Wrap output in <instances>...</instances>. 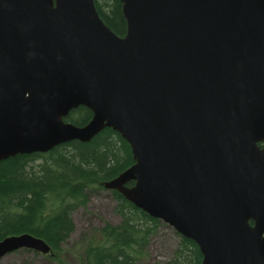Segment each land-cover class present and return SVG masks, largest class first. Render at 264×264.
Wrapping results in <instances>:
<instances>
[{"label":"water","instance_id":"obj_1","mask_svg":"<svg viewBox=\"0 0 264 264\" xmlns=\"http://www.w3.org/2000/svg\"><path fill=\"white\" fill-rule=\"evenodd\" d=\"M120 2L123 37L94 0H0V162L110 128L134 164L106 189L202 264H264V0ZM21 249L51 251L14 235L0 261Z\"/></svg>","mask_w":264,"mask_h":264},{"label":"trees","instance_id":"obj_2","mask_svg":"<svg viewBox=\"0 0 264 264\" xmlns=\"http://www.w3.org/2000/svg\"><path fill=\"white\" fill-rule=\"evenodd\" d=\"M94 2L104 23L123 37L127 26L120 0ZM91 118L89 109L79 107L66 121L83 126ZM133 164L129 144L110 128L87 143L71 141L47 153L0 162V241L31 234L50 246L45 255L49 261L70 264L63 245L75 230L74 212L88 208L92 195L106 190L105 183ZM110 193L121 221L90 230L75 252V264H142L150 258V243L164 224L118 191ZM202 260L195 242L178 235L174 255L163 264H202Z\"/></svg>","mask_w":264,"mask_h":264},{"label":"rangeland","instance_id":"obj_3","mask_svg":"<svg viewBox=\"0 0 264 264\" xmlns=\"http://www.w3.org/2000/svg\"><path fill=\"white\" fill-rule=\"evenodd\" d=\"M75 230L63 245L68 252L70 264H75V252L82 245L90 230L100 228L105 223L119 224L120 216L114 211V201L109 190L92 195L86 209H78L73 214ZM178 244V235L172 227L164 224L150 243V258L142 264H163L174 255ZM0 264H58L49 261L43 254L18 251L4 257Z\"/></svg>","mask_w":264,"mask_h":264},{"label":"flooded vegetation","instance_id":"obj_4","mask_svg":"<svg viewBox=\"0 0 264 264\" xmlns=\"http://www.w3.org/2000/svg\"><path fill=\"white\" fill-rule=\"evenodd\" d=\"M258 146H259L260 148H264V141H263V142H260V143H258Z\"/></svg>","mask_w":264,"mask_h":264}]
</instances>
